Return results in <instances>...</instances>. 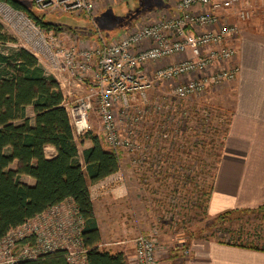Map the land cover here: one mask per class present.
Segmentation results:
<instances>
[{"label": "built area", "instance_id": "built-area-1", "mask_svg": "<svg viewBox=\"0 0 264 264\" xmlns=\"http://www.w3.org/2000/svg\"><path fill=\"white\" fill-rule=\"evenodd\" d=\"M25 1L47 13L83 15L96 29L95 42L86 47L81 48L74 42L66 45L53 31L36 25L23 13L6 6L23 29L27 44L23 48L39 62H45L56 79L67 77L77 88L87 87L85 94L69 106L63 93L74 138L91 130L89 114L93 112L106 144L113 150L130 151L138 149L137 136L133 142L136 146L130 140L121 142L117 122L131 127L133 133L145 116V108L158 121V132H153L158 142L169 141L168 132L179 125H187L188 110L182 104H179L182 107H170L171 117L158 119L165 110L158 102L151 104L149 98V93L157 86L185 79L172 88L169 97L184 101L236 79L239 71L234 63L236 48L230 41L238 34L237 22L245 20L252 7L250 0H178L169 16L162 12L159 16L156 14L149 24L108 41L94 20L96 4L101 0ZM174 57H177L175 61L165 63ZM157 63L162 65L155 67ZM153 66L148 74V67ZM116 110L121 117L119 121ZM153 134L148 132L144 137L149 140ZM108 179L110 184L122 182L119 172ZM82 227V218L73 205L62 202L51 206L10 230L0 240V264L35 260L58 251H65L67 260L74 264L73 256L77 252L72 248L75 247L80 248L79 264H83L86 250L81 240ZM159 247L155 229L137 236L134 239V263L158 264ZM187 252L185 250L184 254Z\"/></svg>", "mask_w": 264, "mask_h": 264}, {"label": "rangeland", "instance_id": "rangeland-1", "mask_svg": "<svg viewBox=\"0 0 264 264\" xmlns=\"http://www.w3.org/2000/svg\"><path fill=\"white\" fill-rule=\"evenodd\" d=\"M18 1L29 13L21 12L24 16L35 24V18L50 24L49 28L38 25L53 31L66 45L74 42L84 48L87 44L95 42L94 32L96 29L85 16L47 13L28 1ZM170 1L171 3L175 2V0H101L96 4L94 10L95 24L106 40H117L131 31L149 24L156 14V16L160 15L159 9L166 8ZM254 3L248 11V17L241 22L247 23L260 19L262 14L260 11L264 10L262 9L264 6H255ZM6 6L9 7L6 3L0 2V24L8 34L13 36L16 45L0 48L3 52L10 48L27 47L25 35L23 29H20L17 17L7 11ZM125 16L127 17L125 18ZM177 57L179 59V56ZM40 65L47 73L51 74L45 62L40 61ZM160 65L162 63H157L155 67ZM153 69L154 66L148 67L147 73H151ZM184 80H173L161 84L157 86L156 90L149 93L151 104L154 105L158 102L165 110L162 112L163 116L157 117L158 119L171 117L170 113L172 112L169 110L171 106H181L179 104H182L188 110L187 125H179L168 132L171 136L169 141L160 140L158 142L156 140L157 137H154L156 134L153 132H158V121L147 110L148 108H145V116L141 123L135 127L133 133L131 127L117 122L120 141L130 140L133 146H136L133 142L137 136L138 149L136 151L122 148L113 150L106 144L100 123L94 113L89 114L91 126L89 132L99 138L103 147L110 148L115 152L119 159L120 170L128 169L136 174L140 189L139 196L142 201V213L146 214L144 216L147 217L149 225L144 232L137 236L149 234L155 229L158 232L160 243L162 233L169 232L173 237L171 248H180L182 253L184 252L183 246L187 247L191 238L197 241L208 242L211 240L258 249L264 248V207L257 210L245 209L248 212L236 213L225 222L213 223V219L207 217L206 203L226 133L230 116L229 109L222 108L212 101L211 97L215 95L216 88H210L205 93L191 96L184 101L175 98L170 100L172 88ZM72 85L74 86H72L73 91L66 86L61 90L66 94L65 99L68 106L74 104L78 97L85 94L87 88H77L74 83ZM120 118L119 111L116 110V120L119 121ZM148 132L153 134L149 140L144 137V134ZM74 139L81 161V153L86 139L84 136ZM51 152L49 148H46L45 156L49 157ZM11 168L15 169L16 163ZM119 174L122 178L121 183H124V176L120 172ZM20 246L22 245L20 244ZM105 248L109 247L100 249L106 250ZM79 250V247L72 248V251L77 252L73 256L74 264L81 262ZM187 255H189V251L185 256Z\"/></svg>", "mask_w": 264, "mask_h": 264}, {"label": "trees", "instance_id": "trees-1", "mask_svg": "<svg viewBox=\"0 0 264 264\" xmlns=\"http://www.w3.org/2000/svg\"><path fill=\"white\" fill-rule=\"evenodd\" d=\"M0 2L29 14L18 0ZM34 20L36 25L50 27ZM8 45H16V41L0 24V48ZM28 108L32 117L27 115ZM84 137L92 145L82 151L80 162L63 93L55 77L25 48L6 52L0 49V240L26 220L70 199L83 221L84 264H127L122 253L99 248L100 235L89 196V185L116 173L119 159L114 151L103 147L97 136L88 132ZM47 147L55 151L51 158L45 156ZM14 163L16 168L12 169ZM23 175L33 179L34 184L22 183ZM241 212L248 211L224 212L212 221L225 222ZM16 264L72 263L65 251H58Z\"/></svg>", "mask_w": 264, "mask_h": 264}, {"label": "crops", "instance_id": "crops-1", "mask_svg": "<svg viewBox=\"0 0 264 264\" xmlns=\"http://www.w3.org/2000/svg\"><path fill=\"white\" fill-rule=\"evenodd\" d=\"M177 1H170L166 8L159 9L160 13L169 16ZM250 1L255 2V6H264V0ZM260 12V19L237 22L238 34L230 44L236 48L234 63L238 66V74L233 82L216 87L211 97L217 105L229 109L230 116L206 203L209 219L232 210L264 207V10ZM56 80L61 90V84L65 83L73 91L69 78ZM27 115L32 117L31 108L27 109ZM91 145L89 140H84L83 150ZM47 148L52 152L46 158L53 157L54 149ZM117 172L124 176V183L110 184L106 177L89 185L100 235L98 246L109 247L105 249L112 253H122L127 264H135L134 239L149 225L146 214L142 213L135 172L120 170V167ZM20 181L30 186L34 184L33 179L24 175L20 176ZM63 202L76 208L70 199ZM172 241L169 232L162 233L158 264H264V250L191 238L187 247L183 246V251H189L185 256L180 248H171Z\"/></svg>", "mask_w": 264, "mask_h": 264}]
</instances>
